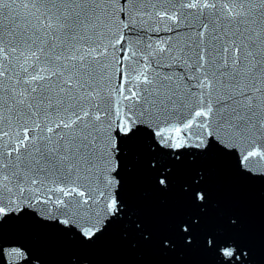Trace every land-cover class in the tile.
<instances>
[{"label": "snow or ice", "instance_id": "obj_1", "mask_svg": "<svg viewBox=\"0 0 264 264\" xmlns=\"http://www.w3.org/2000/svg\"><path fill=\"white\" fill-rule=\"evenodd\" d=\"M212 155L264 182V0H0V264H46L5 239L24 220L82 248L120 230L133 247L202 243L214 264H251L237 217L202 231ZM130 157L158 193L190 164L198 213L149 231L122 195Z\"/></svg>", "mask_w": 264, "mask_h": 264}, {"label": "water", "instance_id": "obj_2", "mask_svg": "<svg viewBox=\"0 0 264 264\" xmlns=\"http://www.w3.org/2000/svg\"><path fill=\"white\" fill-rule=\"evenodd\" d=\"M131 155L143 159L141 147H134ZM127 164L132 168L130 171L122 168V195L140 209L148 230L154 235L168 233L175 218L198 213L182 190L192 168L190 164L186 163L178 170L175 183L166 193L153 190L149 176L131 157ZM201 166L210 174V202L201 221L202 231L227 227L228 217H237L234 235L250 250L251 264H264V182L234 176L230 162L220 156H210ZM4 236L8 241L13 237L31 241L43 254L46 264H67L76 254L87 255L93 264H214V257L204 250L202 243H195L187 249L178 245L173 251H162L155 241L143 242L140 237L137 239L141 242L133 247L131 240L123 238L120 230L88 248H82L75 240L61 237L30 220L6 223Z\"/></svg>", "mask_w": 264, "mask_h": 264}]
</instances>
